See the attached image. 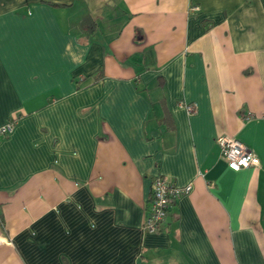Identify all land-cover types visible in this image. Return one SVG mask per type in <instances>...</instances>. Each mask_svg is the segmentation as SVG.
Wrapping results in <instances>:
<instances>
[{"label": "crops", "instance_id": "crops-1", "mask_svg": "<svg viewBox=\"0 0 264 264\" xmlns=\"http://www.w3.org/2000/svg\"><path fill=\"white\" fill-rule=\"evenodd\" d=\"M12 118L0 264H264V0H0ZM158 175L192 189L146 233Z\"/></svg>", "mask_w": 264, "mask_h": 264}, {"label": "built area", "instance_id": "built-area-1", "mask_svg": "<svg viewBox=\"0 0 264 264\" xmlns=\"http://www.w3.org/2000/svg\"><path fill=\"white\" fill-rule=\"evenodd\" d=\"M191 10L197 11L199 7L192 5ZM188 113L196 111V104L183 103ZM17 120L12 118L0 125V136L7 135L13 131ZM216 142L219 144L220 154H222L226 165L234 171L252 167L259 164V157L251 151L244 142L232 135H218ZM192 189V183L182 186L175 185L164 176L158 175L153 179L152 196L146 208L142 230L152 233L160 230L161 224L166 218V214L171 206V202L183 193H188Z\"/></svg>", "mask_w": 264, "mask_h": 264}, {"label": "rangeland", "instance_id": "rangeland-1", "mask_svg": "<svg viewBox=\"0 0 264 264\" xmlns=\"http://www.w3.org/2000/svg\"><path fill=\"white\" fill-rule=\"evenodd\" d=\"M92 1H94V0H92ZM103 1V0H102Z\"/></svg>", "mask_w": 264, "mask_h": 264}]
</instances>
